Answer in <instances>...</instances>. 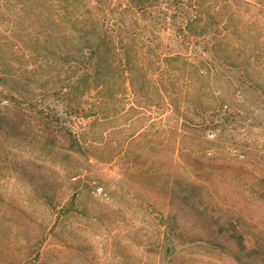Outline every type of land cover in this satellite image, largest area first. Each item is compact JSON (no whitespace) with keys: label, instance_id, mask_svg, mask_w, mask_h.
Returning <instances> with one entry per match:
<instances>
[{"label":"rangeland","instance_id":"1","mask_svg":"<svg viewBox=\"0 0 264 264\" xmlns=\"http://www.w3.org/2000/svg\"><path fill=\"white\" fill-rule=\"evenodd\" d=\"M143 4L77 6L105 29L114 72L66 99L57 76L70 70L41 48L51 38L61 54L75 34L62 0H0L7 262L264 264V0ZM196 9L211 14L198 35ZM34 109L78 145L32 126Z\"/></svg>","mask_w":264,"mask_h":264},{"label":"trees","instance_id":"2","mask_svg":"<svg viewBox=\"0 0 264 264\" xmlns=\"http://www.w3.org/2000/svg\"><path fill=\"white\" fill-rule=\"evenodd\" d=\"M83 1L84 0H62L64 4L63 15L68 16L67 23L75 30V34L64 33V39L66 40L63 42L64 47L61 51L62 53H56L57 46L52 42L51 38L45 39V42L41 46L42 50L48 57H50V59H57L58 62L61 61V63L65 64L70 70L69 75L62 76V78H58L57 76V79L62 82L58 93L62 94L66 99L70 94L78 95L80 98L90 89L106 87L107 75L110 74V72H114V70L111 69V63L109 61L113 46H111L110 41L105 34V29L102 28V24L96 21L95 18L88 17L83 19V14H75V9ZM146 1L150 0H128L129 3L133 2L138 8L144 7L145 5L143 3ZM202 1L203 0H171V3L173 6L195 4L199 7L202 4ZM76 3L78 5H76ZM86 9L89 11L88 7H86ZM210 15L211 14H209L207 10H194L193 16L198 21L196 26L192 27L194 28L193 31L195 34L198 35L205 31V20L207 17H211ZM168 19H170L169 16ZM190 21H193L192 18H190ZM72 23H74L75 28L72 26ZM190 25V23L188 26L186 25L187 30L192 29ZM128 65L129 60H126V62L119 61L117 71H121L119 70L120 67H125L127 69V67H129ZM79 100L80 99H78V102ZM36 111L37 110L34 109L31 111V115H28L34 123L32 126L36 124L37 129L46 135L48 139L51 140L55 136V132L63 131L64 135L73 136V140L67 138L68 140L71 139L69 140L71 147L74 148L78 145L76 138H74V134L72 135L70 130H62L59 125L55 124V120H53V117L55 116H43L41 112ZM12 116V119L9 118L10 123L9 120H7L9 125L14 128L20 126V124H22L20 119H23L24 117L22 112L14 111ZM2 119L3 116L0 114V126L2 125ZM182 192L184 193L181 198L186 199L188 197L187 194L185 191ZM219 231H223V233L231 239L237 238L228 222H226L225 225H222L221 228H219ZM251 252H253V250H249V253ZM0 264L28 263L19 258L7 262L6 258L3 255H0Z\"/></svg>","mask_w":264,"mask_h":264},{"label":"built area","instance_id":"3","mask_svg":"<svg viewBox=\"0 0 264 264\" xmlns=\"http://www.w3.org/2000/svg\"><path fill=\"white\" fill-rule=\"evenodd\" d=\"M166 19H168V16H166ZM234 152L236 151V150H233ZM237 153V152H236ZM238 156H241L240 154H237Z\"/></svg>","mask_w":264,"mask_h":264}]
</instances>
